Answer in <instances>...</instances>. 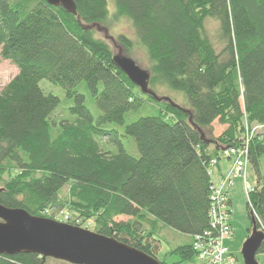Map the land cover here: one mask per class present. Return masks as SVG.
<instances>
[{
    "label": "trees",
    "instance_id": "obj_1",
    "mask_svg": "<svg viewBox=\"0 0 264 264\" xmlns=\"http://www.w3.org/2000/svg\"><path fill=\"white\" fill-rule=\"evenodd\" d=\"M110 1L113 17L128 20L134 35L116 41L128 55L135 45L146 53L149 89L180 92L186 107L155 102L114 65L110 47L93 32L108 19V0H73L76 15L42 0H0V55L18 70L0 89V205L51 220L65 211V224L91 225L156 260L154 238L167 228L188 239L170 252L183 264L195 257L194 238L212 232V162L242 146L246 124L264 127V0ZM208 19L218 22L219 52L205 35ZM43 80L74 98L73 123L51 119L59 99L43 92ZM81 82L100 112L96 119L75 91ZM147 102L155 114L127 125L124 135L105 129ZM215 121L226 129L212 138ZM126 137L138 157L125 151ZM263 156L256 135L248 146L255 185L246 209L264 234ZM48 260L0 255V264Z\"/></svg>",
    "mask_w": 264,
    "mask_h": 264
},
{
    "label": "rangeland",
    "instance_id": "obj_2",
    "mask_svg": "<svg viewBox=\"0 0 264 264\" xmlns=\"http://www.w3.org/2000/svg\"><path fill=\"white\" fill-rule=\"evenodd\" d=\"M109 4V16L104 24H100L98 27H94V36L100 40H103L111 49L113 54L121 53L122 55L127 56L132 59L141 69L148 70L149 63L146 57L145 51L139 46L135 45L133 50L130 52V55L124 50V48L116 41L117 36H125L130 40H134L133 29L130 22L123 18H114L113 17V6L111 1L108 0ZM218 30V22L208 19L204 23V31L206 37L212 43L217 52L222 50V44L218 40L217 35ZM18 74L17 68L12 65L9 61L3 60L0 55V89H3L16 75ZM40 88L43 90L45 94H51L59 99V105L55 109V111L51 115V119L54 122H57L58 125L61 122L73 123L76 119L75 116L71 115L69 109L74 106V98H68L66 96L65 89L61 88L58 85H54L49 83L48 81H41L39 83ZM75 91L79 94H82L85 97V106L90 111L91 115L94 119H96L100 112L96 107L95 101L90 96L89 91L86 89L85 83L81 82ZM158 97H165L169 100H172L176 104L182 107H186L187 101L184 95L180 92H175L167 88H159L155 91ZM154 108H152L150 103H144L142 107L137 109L136 111H132L126 114L124 118V122L122 125H107L105 127L106 130L114 129L118 131L121 135H124V129L127 125L133 123L137 119L146 116H152L155 114ZM95 122V121H94ZM254 125L248 126L245 125L244 128L251 129ZM254 128V127H253ZM226 129V126L219 125L217 121L212 124L211 132H209V136L212 138H217L221 135V133ZM255 135H259L261 139L264 141V127L258 128L254 131ZM99 144L101 150L107 151L109 153L115 154L117 153L116 146L105 143L100 140H96ZM123 146L125 151L133 157H138V152L135 146L134 141L131 138H123L122 139ZM220 161H224L226 164L227 159H221ZM262 168L264 169V156L262 157ZM217 165V162H212V171L213 168ZM212 178L217 180V176L215 172H212ZM223 178V177H222ZM221 178V179H222ZM221 179L218 181L215 187H220ZM255 185V178L253 175V171L249 165L246 166L245 169V179L243 176L236 177L233 179V183L227 189V194L229 199H231V206L229 207L230 215L229 221L233 228V233L230 237L226 238L224 241L225 247L228 249L229 253L233 256H237L239 258V263H242V258L240 255V249L243 242L248 238L251 229V222L249 218V214L246 209V193L247 189L249 190ZM65 192V191H64ZM229 205V204H228ZM45 215H51V211L44 212ZM54 221L64 223L68 220L69 214L65 211L54 213L53 215ZM117 221L126 220L125 218H117ZM91 225H84L82 229H87L91 231ZM163 238L154 239L160 242V251L156 254V258L159 262L165 264H174L179 261V257L170 254L171 250L180 244H187L188 239L183 238L173 231L164 228L162 231ZM256 261L258 264H264V252L256 254ZM237 262V264H239ZM47 264H68L61 261H56L49 259ZM183 264H200L199 259L194 257L192 260L185 262Z\"/></svg>",
    "mask_w": 264,
    "mask_h": 264
},
{
    "label": "water",
    "instance_id": "obj_3",
    "mask_svg": "<svg viewBox=\"0 0 264 264\" xmlns=\"http://www.w3.org/2000/svg\"><path fill=\"white\" fill-rule=\"evenodd\" d=\"M48 6L62 8L76 15L73 0H42ZM113 63L143 95L155 102L164 101L178 108L168 98H160L149 89V73L132 59L114 54ZM203 138V136H202ZM251 229L240 255L243 264H258L256 254L264 244V234L250 217ZM36 254L68 264H161L114 238L73 227L51 219L36 217L22 209L0 205V255Z\"/></svg>",
    "mask_w": 264,
    "mask_h": 264
},
{
    "label": "built area",
    "instance_id": "obj_4",
    "mask_svg": "<svg viewBox=\"0 0 264 264\" xmlns=\"http://www.w3.org/2000/svg\"><path fill=\"white\" fill-rule=\"evenodd\" d=\"M254 127V128H253ZM244 136V143L238 148H229L222 151L224 159L232 160V168L229 174L221 179L220 187H212L210 196V225L212 232H206L203 236L194 238L193 250L195 257L199 259L200 264H237L239 261L235 256L231 255L224 245L226 238L233 233V228L229 221L230 210L228 207L229 196L227 189L232 185L233 179L242 177L245 179V169L248 159V146L251 139L254 137V131L259 126H253ZM252 188L247 192H250ZM239 264H243L239 263Z\"/></svg>",
    "mask_w": 264,
    "mask_h": 264
},
{
    "label": "crops",
    "instance_id": "obj_5",
    "mask_svg": "<svg viewBox=\"0 0 264 264\" xmlns=\"http://www.w3.org/2000/svg\"><path fill=\"white\" fill-rule=\"evenodd\" d=\"M232 164H233L232 160H229L226 164L224 163V161L223 162L222 161L217 162V165L213 168L212 172H215L218 181H220V179L222 177H225L229 174V172L232 168ZM217 180H214L212 178V182L214 185H216L218 183ZM230 201H231V199H230Z\"/></svg>",
    "mask_w": 264,
    "mask_h": 264
}]
</instances>
